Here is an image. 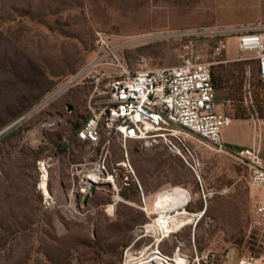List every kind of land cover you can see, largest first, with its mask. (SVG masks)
Listing matches in <instances>:
<instances>
[{
  "label": "rangeland",
  "instance_id": "obj_1",
  "mask_svg": "<svg viewBox=\"0 0 264 264\" xmlns=\"http://www.w3.org/2000/svg\"><path fill=\"white\" fill-rule=\"evenodd\" d=\"M254 8L264 22V0H0V264H128L129 254L156 247L175 264L264 260V229L252 223L264 194L250 187L249 171L237 160L200 140L188 141L185 158L108 131L99 145L76 141L91 115L90 91L81 87L18 122L89 61L97 31L114 45L130 43L121 56L131 68L143 58L150 68L178 66L192 53L211 62L210 40L191 46L143 37L248 27ZM252 57L231 37L222 59L247 58L253 75ZM218 103L235 116L224 140L249 148L252 111L244 102ZM262 128L264 159V119ZM61 141L74 145L60 153ZM178 215L193 222L161 242L148 232Z\"/></svg>",
  "mask_w": 264,
  "mask_h": 264
},
{
  "label": "built area",
  "instance_id": "obj_2",
  "mask_svg": "<svg viewBox=\"0 0 264 264\" xmlns=\"http://www.w3.org/2000/svg\"><path fill=\"white\" fill-rule=\"evenodd\" d=\"M231 37L237 39L240 51L253 53L252 59L257 61L264 79V23L248 27L187 28L145 35L143 39H186L191 46L203 39L214 43L211 62L192 53L178 66L156 68L148 67L145 58L136 68L129 67L121 52L130 43L114 45L105 33L97 31L94 54L89 61L49 91L18 122L70 90L86 88L90 91L91 115L78 132L80 141L99 145L102 133L108 131L110 135H119L125 143L141 141L147 149L164 146L172 154L185 158L191 150L188 141L200 140L209 149L245 165L250 187L261 189L264 194L263 118L256 110L251 66L246 70L243 102L252 111V144L243 150L229 149L223 137L224 127L235 116L230 110H218L213 66L234 61L219 60L227 52ZM227 104L231 106L232 101ZM53 125L55 123L49 124ZM45 164L41 165L42 172ZM252 221L253 226L264 229V195L256 200ZM226 264H264V260L249 255Z\"/></svg>",
  "mask_w": 264,
  "mask_h": 264
},
{
  "label": "trees",
  "instance_id": "obj_3",
  "mask_svg": "<svg viewBox=\"0 0 264 264\" xmlns=\"http://www.w3.org/2000/svg\"><path fill=\"white\" fill-rule=\"evenodd\" d=\"M219 60H223L222 57ZM255 67L252 75L253 82V92L255 96L256 110L259 113L260 117L264 119V79L261 77L257 61L253 62ZM247 62L238 61V62H228L221 63L219 65L213 66V82L217 93L218 101H238L243 103V86L244 79L247 70ZM256 73V80L254 82V76ZM59 83H56L49 91L53 90L58 86ZM241 115H244L241 113ZM89 118V117H88ZM87 118V120H88ZM82 127H79L75 134L76 141H80L78 138V132ZM74 142L66 143L59 142L55 145V150L64 153L67 152L74 144ZM73 144V145H72ZM229 149L243 150L244 147L228 145ZM46 151V149H43ZM42 151V153H43ZM134 193L139 194V188L136 186L134 188ZM122 196L128 200H131V193L123 191ZM202 210V208L200 209Z\"/></svg>",
  "mask_w": 264,
  "mask_h": 264
},
{
  "label": "bare ground",
  "instance_id": "obj_4",
  "mask_svg": "<svg viewBox=\"0 0 264 264\" xmlns=\"http://www.w3.org/2000/svg\"><path fill=\"white\" fill-rule=\"evenodd\" d=\"M43 167L44 180L46 181L47 178V168ZM193 219L191 216H175L173 218L168 219L167 221L155 225L152 229H149V233L158 236V242H161L163 237H166L170 233L178 230L182 226L186 224H191ZM175 264L173 260L166 257L161 251L159 247H156L154 250L151 251L149 248L143 249L139 253H131L128 255V264ZM179 264V263H176Z\"/></svg>",
  "mask_w": 264,
  "mask_h": 264
},
{
  "label": "crops",
  "instance_id": "obj_5",
  "mask_svg": "<svg viewBox=\"0 0 264 264\" xmlns=\"http://www.w3.org/2000/svg\"><path fill=\"white\" fill-rule=\"evenodd\" d=\"M249 5V4H248ZM258 8V7H257ZM257 8L255 9L254 8V10H252V11H254V15H252L251 16V19H250V21L248 22V24H249V26L250 25H255V24H258V23H264L263 22V20L260 18V16L257 14ZM231 27H233V26H231ZM226 142V141H225ZM228 145H235L236 146V144H234V143H230V142H226Z\"/></svg>",
  "mask_w": 264,
  "mask_h": 264
},
{
  "label": "water",
  "instance_id": "obj_6",
  "mask_svg": "<svg viewBox=\"0 0 264 264\" xmlns=\"http://www.w3.org/2000/svg\"><path fill=\"white\" fill-rule=\"evenodd\" d=\"M95 188H96V186L95 185H93V188L91 189V193H93L94 191H95ZM87 198H89V195H88V197Z\"/></svg>",
  "mask_w": 264,
  "mask_h": 264
}]
</instances>
